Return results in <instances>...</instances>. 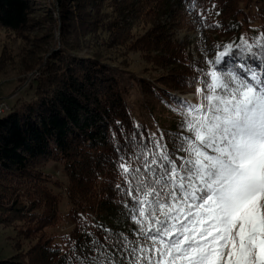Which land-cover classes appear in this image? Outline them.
<instances>
[{"label":"trees","instance_id":"16d2710c","mask_svg":"<svg viewBox=\"0 0 264 264\" xmlns=\"http://www.w3.org/2000/svg\"><path fill=\"white\" fill-rule=\"evenodd\" d=\"M59 1L61 49L34 69L31 99L18 96L0 117V228L34 243L24 261L19 252L0 264H170L187 233L169 211L191 210L211 196L226 147L219 121L246 92L264 97V0H174L175 17L197 34L192 51L161 25L172 0H99L85 3L83 15L78 1L65 14ZM32 4L0 0V35L21 38ZM119 51L171 69L154 85L142 82L147 107H193L181 97L200 84L214 93L208 113L217 128L197 140L186 125L137 122L129 74L106 63ZM50 162L63 165V187L45 172ZM62 193L71 207L63 233Z\"/></svg>","mask_w":264,"mask_h":264},{"label":"rangeland","instance_id":"374dc122","mask_svg":"<svg viewBox=\"0 0 264 264\" xmlns=\"http://www.w3.org/2000/svg\"><path fill=\"white\" fill-rule=\"evenodd\" d=\"M72 1L65 0L66 10H63V14L77 4ZM76 1L81 5L83 15L82 8L85 3L97 5L99 0ZM31 2L33 4L30 22L26 33H23V38L4 33L0 35V106L2 104L12 106L18 96L21 100H30L33 90L27 85L39 76L38 73L33 74L34 69H37L38 63L42 60L46 62L52 51L57 50L56 46H59L58 50L61 49L59 44L64 26L59 16H62V12H59L61 2L59 0ZM172 10V15L164 18L161 25L167 27L169 35L176 42L191 44L192 51L197 34L186 20L175 17L177 6L174 0ZM103 13L112 15L113 11L106 7ZM113 18H117V15ZM71 24L73 23L70 21L67 25ZM150 28L147 27L146 30L138 28L135 33L145 35ZM50 34H53L52 41L48 43L46 40L47 45L38 50L36 46L39 40L42 36ZM192 54L194 59L198 58L195 52ZM148 59L140 53L123 51H119V54L113 52L111 58L106 57L107 64L129 74L128 101L136 121L145 123L151 120L159 123L164 130H170L173 125H177L179 129L186 125L189 127L187 131L196 130L197 140L209 137V129L217 128L208 113L209 104L215 97L213 91L206 92L197 84L195 93L181 97L193 105L196 104L185 109L163 102L160 104L153 102L147 107L142 82L154 85L157 78L167 76L171 70L161 69ZM218 81L213 82L212 90L217 87ZM20 82H24V86ZM236 105L234 108L236 113L232 110L233 115L218 123L223 128L222 135L226 138V147L225 151L221 152L224 159L216 163L219 174L211 196L203 204L196 205L192 211L181 207H174L169 211L181 219L188 234L183 238L176 254L172 256L170 264H264V97L246 92ZM199 108H204V111L200 112ZM228 109L229 107L226 113ZM2 115L4 113L0 114V117ZM227 122L229 125H226ZM45 172L57 178L61 187L66 185L67 179L62 164L50 162ZM59 195L61 199L59 211L63 219L58 229L63 233L62 231L68 228V221L64 218L71 207L64 193ZM2 230L0 228V261L7 262L19 252L22 255L30 251L34 245L30 240L18 238L16 231ZM16 259L24 261L25 256Z\"/></svg>","mask_w":264,"mask_h":264},{"label":"built area","instance_id":"2783aa9c","mask_svg":"<svg viewBox=\"0 0 264 264\" xmlns=\"http://www.w3.org/2000/svg\"><path fill=\"white\" fill-rule=\"evenodd\" d=\"M10 109V106L9 105H5V104H2L1 106H0V114H2V113H6V111H8Z\"/></svg>","mask_w":264,"mask_h":264}]
</instances>
